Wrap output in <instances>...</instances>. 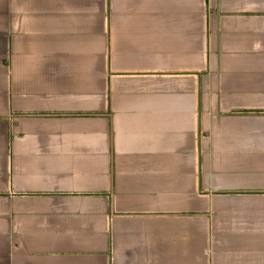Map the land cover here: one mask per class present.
Masks as SVG:
<instances>
[{"label":"crops","instance_id":"1","mask_svg":"<svg viewBox=\"0 0 264 264\" xmlns=\"http://www.w3.org/2000/svg\"><path fill=\"white\" fill-rule=\"evenodd\" d=\"M0 264H264V0H0Z\"/></svg>","mask_w":264,"mask_h":264}]
</instances>
